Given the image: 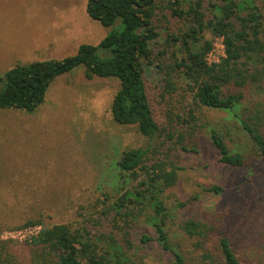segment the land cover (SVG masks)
Masks as SVG:
<instances>
[{
    "label": "trees",
    "instance_id": "1",
    "mask_svg": "<svg viewBox=\"0 0 264 264\" xmlns=\"http://www.w3.org/2000/svg\"><path fill=\"white\" fill-rule=\"evenodd\" d=\"M165 1L167 12L182 26L173 29L169 18L161 49L155 23L163 9L160 0H88L87 12L93 19L111 27L122 18L124 28L111 31L98 45L81 44L75 55L18 64L5 73L0 110L27 112L44 103L48 87L58 76L80 65L85 66L88 78H118L113 117L119 124L136 126L149 143L122 152L114 193L104 194L97 216L88 217L82 226L29 219L24 226L42 225L38 235L25 242L30 257L11 250L12 240L0 239V264H146L139 252L151 243L168 252L173 264H188L174 247L168 229L171 210L165 203L187 170L177 158L198 153L201 135L207 132L219 163L244 166L241 153L231 151L218 128L199 122L196 111L203 107L232 111L249 98L251 105L243 107L248 118L241 119L242 127L264 157V0ZM162 16L167 18L165 13ZM207 32L223 37L225 56L219 62L206 59L213 48ZM148 68L159 74L161 94L176 110L167 111L161 121L151 103ZM254 95L262 99L251 101ZM202 189L224 190L215 184ZM199 199L197 193L177 201L176 208L182 211ZM216 222L193 214L181 218L178 225L194 241L202 262L241 264L228 236L211 239ZM149 227L151 232L146 231Z\"/></svg>",
    "mask_w": 264,
    "mask_h": 264
},
{
    "label": "rangeland",
    "instance_id": "2",
    "mask_svg": "<svg viewBox=\"0 0 264 264\" xmlns=\"http://www.w3.org/2000/svg\"><path fill=\"white\" fill-rule=\"evenodd\" d=\"M87 4L88 0H0V91L12 67L75 55L81 44L98 45L111 31L124 28L122 18L111 27L93 19ZM160 5L163 9L155 18L161 33L158 49L166 43L169 18L173 29L182 26L167 12L165 0ZM206 37L220 49L215 36L207 32ZM146 79L156 115L160 121L166 119L173 107L161 94L159 74L148 68ZM119 87L118 78H88L80 65L50 84L44 103L35 111L0 110V239L12 240L15 253L28 259L31 250L25 241L5 238L4 233L25 228L29 219L82 226L88 217L97 216L104 194L114 193L122 152L149 143L136 126L115 121L111 104ZM246 105H251L249 98L232 111L205 107L196 111L199 122L218 128L231 151L241 153L244 166L219 163L207 132L201 135L198 153L177 158L187 170L165 203L171 210L168 229L174 247L188 264H208L179 229V220L193 214L210 223L217 220L211 239L228 236L241 264H264V157L242 127L241 119L248 118ZM214 184L224 190L202 189ZM197 193L200 199L195 205L176 208L177 201ZM139 253L146 264H173L172 256L157 243Z\"/></svg>",
    "mask_w": 264,
    "mask_h": 264
},
{
    "label": "built area",
    "instance_id": "3",
    "mask_svg": "<svg viewBox=\"0 0 264 264\" xmlns=\"http://www.w3.org/2000/svg\"><path fill=\"white\" fill-rule=\"evenodd\" d=\"M218 41H220V49L216 47V42H214L213 48L207 54V61L209 63L219 62L220 59L225 56V46L223 37L215 36ZM42 225H28L25 228L16 229L12 231H5V238L16 239L18 238L21 241H30L33 237H36L38 233L41 231Z\"/></svg>",
    "mask_w": 264,
    "mask_h": 264
}]
</instances>
